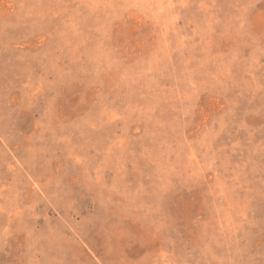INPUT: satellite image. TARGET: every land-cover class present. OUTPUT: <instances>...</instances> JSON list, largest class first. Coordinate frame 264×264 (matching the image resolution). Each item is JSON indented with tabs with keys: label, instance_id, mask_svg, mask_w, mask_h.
Listing matches in <instances>:
<instances>
[{
	"label": "rangeland",
	"instance_id": "rangeland-1",
	"mask_svg": "<svg viewBox=\"0 0 264 264\" xmlns=\"http://www.w3.org/2000/svg\"><path fill=\"white\" fill-rule=\"evenodd\" d=\"M0 264H264V0H0Z\"/></svg>",
	"mask_w": 264,
	"mask_h": 264
}]
</instances>
